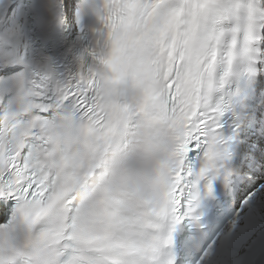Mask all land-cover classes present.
<instances>
[{
	"label": "snow or ice",
	"instance_id": "snow-or-ice-1",
	"mask_svg": "<svg viewBox=\"0 0 264 264\" xmlns=\"http://www.w3.org/2000/svg\"><path fill=\"white\" fill-rule=\"evenodd\" d=\"M0 264H264V0H0Z\"/></svg>",
	"mask_w": 264,
	"mask_h": 264
},
{
	"label": "clouds",
	"instance_id": "clouds-1",
	"mask_svg": "<svg viewBox=\"0 0 264 264\" xmlns=\"http://www.w3.org/2000/svg\"><path fill=\"white\" fill-rule=\"evenodd\" d=\"M126 158L133 164L143 166L149 170L153 167L156 159L147 148L137 146L129 149V152L126 153Z\"/></svg>",
	"mask_w": 264,
	"mask_h": 264
}]
</instances>
